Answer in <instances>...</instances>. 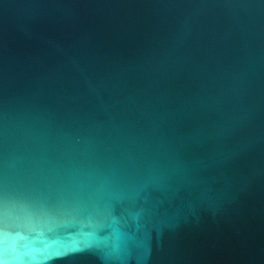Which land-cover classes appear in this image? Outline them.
<instances>
[{"label": "water", "instance_id": "water-1", "mask_svg": "<svg viewBox=\"0 0 264 264\" xmlns=\"http://www.w3.org/2000/svg\"><path fill=\"white\" fill-rule=\"evenodd\" d=\"M0 264H264V0H0Z\"/></svg>", "mask_w": 264, "mask_h": 264}]
</instances>
